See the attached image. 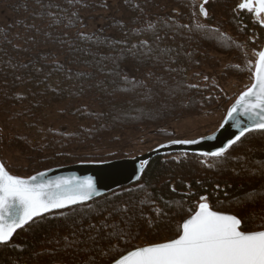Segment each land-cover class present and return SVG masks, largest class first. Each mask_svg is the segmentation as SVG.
Wrapping results in <instances>:
<instances>
[{
  "label": "trees",
  "instance_id": "obj_1",
  "mask_svg": "<svg viewBox=\"0 0 264 264\" xmlns=\"http://www.w3.org/2000/svg\"><path fill=\"white\" fill-rule=\"evenodd\" d=\"M108 0H0V160L31 175L54 166L124 153L89 152L113 134L152 131L230 98L190 76L231 58L220 83L251 78L247 48L264 39L260 19L241 0H113L119 17L89 33L86 20ZM82 124L55 128L47 111ZM19 152L14 167L3 150ZM236 215L242 228L264 225V130L246 133L222 156L169 153L147 163L139 181L88 203L38 217L0 245V264H109L129 250L167 241L200 197ZM94 226V227H93ZM111 234V235H110Z\"/></svg>",
  "mask_w": 264,
  "mask_h": 264
},
{
  "label": "snow or ice",
  "instance_id": "obj_2",
  "mask_svg": "<svg viewBox=\"0 0 264 264\" xmlns=\"http://www.w3.org/2000/svg\"><path fill=\"white\" fill-rule=\"evenodd\" d=\"M254 4L253 8V0H245L238 7L254 11L257 16L264 13V0H254ZM200 11L207 15L203 5ZM253 77L254 82L241 94L237 105L251 118L252 129L264 130V51L258 53ZM236 111L233 107L229 116ZM249 130L248 127L241 129L235 140L210 155L222 156ZM191 142L194 141H183ZM34 181L35 176L23 179L11 175L0 164V245H7L16 230L35 217L88 200L93 194L91 181L70 193L61 189L62 183L68 182L52 185ZM200 200L194 214L177 226L175 238L136 247L118 258L113 256L110 264H264V230H246L242 228L241 218L212 210L206 197L201 196ZM259 227L264 228V225Z\"/></svg>",
  "mask_w": 264,
  "mask_h": 264
},
{
  "label": "water",
  "instance_id": "obj_3",
  "mask_svg": "<svg viewBox=\"0 0 264 264\" xmlns=\"http://www.w3.org/2000/svg\"><path fill=\"white\" fill-rule=\"evenodd\" d=\"M196 1L200 3L199 9L201 8V5H203V8L205 10L204 4L208 0H206V2L205 0H196ZM244 2L245 0H241L240 4ZM254 7L255 4L253 0V8ZM257 17L260 19V26L263 29V33H264V13H261ZM260 51H264V39L261 48L255 52L256 58L254 60V67L252 71V81L248 87H250L254 82L253 73L255 72V66L258 60V53ZM248 87H246L241 92H239L237 96L233 99V101L228 105L226 112L223 118L221 119L219 125L212 132H209L205 135L194 137L189 140H174V139L167 140L147 150L144 153L136 154L134 156L114 158V159L101 160V161H79L76 163L59 165V166L43 169L28 176H20V175L12 174L7 170L6 167L5 169L6 171L9 172V174L18 176L23 179H30L31 177L35 176L36 181H34V183L55 185L57 182H68L66 184L62 183L61 189L69 193L75 188H77L79 185H83L85 184V182L91 181L93 186V194L88 200L79 201L76 204H69L61 209H53L50 212L42 214V216L54 211L67 209L79 204L88 203L91 200L100 197L102 195H105L113 190H116L123 186L139 181L147 163L152 157L156 155H165L169 153H185V154L190 153V154H198V155L210 157L211 153L216 152L219 149L223 148L226 144H228L229 141L235 140V137L240 134L241 129L245 127L251 129L245 132V134L250 131L261 130V129L251 128L252 125L251 118L247 113H244V109L242 106L237 105V100L239 99L241 94L247 90ZM233 107H236L237 111L234 112L231 116H229V111ZM183 141H194V142L183 143ZM232 145H230L225 151H227ZM0 164H3L1 160H0ZM199 203L197 204L195 210L198 208ZM194 212L192 214H194ZM222 213L231 214L227 212H222ZM190 216H188L187 218H189ZM36 218L38 217H35L34 219ZM25 226L26 225H24L22 228H24ZM20 229H17L16 232L19 231ZM260 230H264V228ZM15 233L13 234V236L15 235ZM50 264H62V263L55 262Z\"/></svg>",
  "mask_w": 264,
  "mask_h": 264
},
{
  "label": "rangeland",
  "instance_id": "obj_4",
  "mask_svg": "<svg viewBox=\"0 0 264 264\" xmlns=\"http://www.w3.org/2000/svg\"><path fill=\"white\" fill-rule=\"evenodd\" d=\"M197 5L198 10L200 11V3L198 2ZM204 7L206 10L205 4ZM199 13L200 15H202L201 12ZM118 17L119 13L115 10L113 0H108L107 6L103 10L97 12L92 19L86 20L85 25L84 27H82L81 31L83 33H89L95 30L96 28L101 27L107 20L116 19ZM9 18V11L7 10V8L0 5V26H4L9 21ZM251 40L252 42L248 44L247 54L248 60L251 64L254 65V60L256 58L255 52L261 48L262 44L257 45L256 43H254L253 37ZM220 58L221 63L218 67H205L200 71L194 73V75L190 76V80L195 83L210 82L215 85H220L228 97H231L233 95L236 97L239 92H241L243 89L250 85L252 81V76L251 78L247 77L240 80L231 79L221 84L219 81V74L222 72V69L226 64L232 63V59L221 56ZM234 98L232 97L228 100V102L221 103L217 107L205 111L203 113L184 116L176 121H171L165 124L163 126V129L170 133L169 136H160L157 133L149 130L137 134L125 131L113 134L114 137H117L118 142L111 144L105 142L102 146H99L95 150L89 152L108 155L121 151L122 153H124V156L122 157H128L144 153L147 150L167 140H189L194 137L205 135L209 132H212L219 125L221 119L223 118L226 112L228 105L233 101ZM44 123L52 125L55 128L59 127V125H61L62 123H66L67 125H69L68 128H70V130L76 124H82L74 118H70L68 120H60L59 115L58 113H56L55 110H50L46 112ZM2 154L4 159L11 166L20 167L25 164L24 159L22 158V156L19 155V152L4 149Z\"/></svg>",
  "mask_w": 264,
  "mask_h": 264
}]
</instances>
